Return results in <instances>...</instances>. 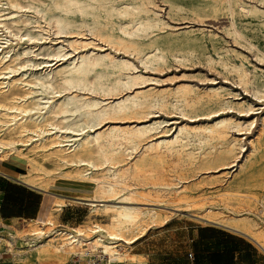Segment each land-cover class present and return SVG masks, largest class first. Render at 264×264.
Instances as JSON below:
<instances>
[{
    "label": "bare ground",
    "instance_id": "1",
    "mask_svg": "<svg viewBox=\"0 0 264 264\" xmlns=\"http://www.w3.org/2000/svg\"><path fill=\"white\" fill-rule=\"evenodd\" d=\"M19 1L0 0V157L23 155L40 172L36 155L68 166L59 173L87 182L92 193L85 198L58 194L57 210L70 200L110 217L108 224L92 223L85 230L53 227L52 219L30 220L27 233L0 235L12 264H55L71 255L89 257L98 248L124 264L126 253L116 247L132 244L160 215L133 204L155 205L162 201L151 197L162 193L170 202L188 201L205 181L211 184L241 170L252 153L264 156V111L250 117L258 109L251 101L221 83L210 84L214 78L205 77L209 85L199 87L191 82L158 86L174 77H151L149 71H162L168 56L152 37L156 31H176L155 0ZM223 1L230 17L219 29L246 50L255 48V59L264 63V51L233 21L234 7L264 17V0ZM27 12L31 18H22ZM21 26L35 33L21 31ZM46 40L50 50H34ZM169 55L177 62L186 60L177 52ZM207 62L218 63L232 74L233 84L264 100L263 67L252 64L251 71L229 56H208ZM251 72H260L262 82L253 80ZM57 95L64 99H55ZM169 107L183 119L170 122L156 115ZM232 110L240 116L230 114ZM168 156L175 158L173 166L166 163ZM193 170L207 174L205 179L196 181L184 173ZM18 179L45 189L26 174ZM198 218L246 235L264 251V229L255 228L246 216L207 213ZM39 224L51 227L45 231ZM129 261L144 264L138 254L129 255Z\"/></svg>",
    "mask_w": 264,
    "mask_h": 264
},
{
    "label": "rangeland",
    "instance_id": "2",
    "mask_svg": "<svg viewBox=\"0 0 264 264\" xmlns=\"http://www.w3.org/2000/svg\"><path fill=\"white\" fill-rule=\"evenodd\" d=\"M5 1L6 0H1V3H4ZM26 1L20 0L19 2H23V4H25ZM44 1H46L45 3L49 2L48 0ZM155 1L159 6H161V14L164 19L176 29V31L169 35L167 34L168 29L167 32L166 30L156 31V35L151 39L158 42L159 47L168 52L166 62L162 65L163 70L161 69L162 71L160 72L149 71L151 73V77H174L175 79H173V82L165 81L157 83L158 86L191 82L197 84L199 87H205L209 85L210 81H205L203 79L205 77L214 78L215 81L210 84L221 83L223 87H227L239 94V98L242 97L245 100L251 101L258 109L248 115L250 117L260 116V114L264 111V100L256 99L251 96V94L245 92L237 84H233L232 74L228 73L218 63L207 62L208 56L214 60H217L219 56L225 60L226 57L229 56L235 63H239V60H241L251 71L252 64L264 68V63H260L253 55L255 48H252L251 51L246 50L245 47L235 42L231 37L226 36L222 30L219 29L230 17V12L227 9L225 2L223 0ZM4 6L5 5L3 4L2 7ZM223 7L225 8L223 9ZM4 10L7 11L9 9ZM221 14L222 16H220ZM195 15H198L197 18ZM22 18H31V14L27 12L25 13V16H22ZM194 19L202 21L197 20L195 23ZM233 21L242 33L245 34L259 50L264 51L263 16L260 14L245 12L238 7H234ZM13 29L16 30L15 27H13ZM26 30H29L31 33H35L31 31V28L28 26H23L21 28V31ZM207 30L209 32H207ZM166 40H169V43H166ZM49 46L50 43L46 40L45 43H41L36 46L34 50L37 52H44L51 49ZM225 49L229 50L228 54H225ZM20 50L21 47H18L15 49V52ZM170 52L182 54L186 57V60L177 62L169 55ZM217 52L221 54L218 55ZM250 76L258 84L262 82L260 72H251ZM154 85H156V83H154ZM54 98L59 101L64 99V97H58V95ZM233 101H235V99H233ZM210 107H213V105ZM204 110L205 109H200V112ZM229 113L236 117L240 116L237 112H235V110H232ZM156 115L160 118L168 119L170 122L174 120L179 122L183 119L178 113H176V110L171 107L157 112ZM248 115L245 116L249 117ZM5 154H8V152H5ZM2 155L4 156V154ZM8 157L13 161H19L22 164L21 172L36 182L41 181V183L45 185V190L51 195L48 196L49 205L46 206V209L43 210L41 216L39 217V223L41 220L47 222L52 219L51 222L55 224H53V227L61 229L82 228L84 230L87 226H91L92 223H98L100 225L108 224L110 216H107V213L103 210L90 212V206L70 200L63 201L64 203H62L61 209L62 214L59 219L61 210H57L56 206H54L56 195L59 194L69 197L85 198L92 193V189L87 182L74 180L73 178L70 179L69 177L59 173V170H68V166L58 167L53 160L36 155L34 156L35 165H40L43 168V171L40 172L34 170L32 168L33 166L29 164L27 158L20 154L17 155L12 153L9 154V156L7 155L6 158L0 157V163L1 161L3 162V160L5 162ZM261 157V152L252 153L242 169L238 172L229 173L227 177H221L220 180L211 184L205 181L206 185L203 183V185L199 186L200 190H193L191 192V197L188 198V201L170 202L169 200L171 198L168 195H165V193H162L163 195L161 194L159 198L151 197L153 200L162 201L155 202L157 203L155 205L133 204L140 207L154 208L160 215L159 220H157L155 224L148 225L144 233L142 235L138 234V238L132 244L128 246L119 245L116 247L120 253L124 251L126 253V256L123 258L126 259V263L124 264H134L129 263V255L131 254L141 255V259L144 264H189L190 258L187 256L186 249L189 244V239L191 238L192 230L200 225L205 226L213 224L212 222L204 221L198 218V216H203L207 213L223 218H230L236 215L239 217L246 216L249 221L255 224V228L264 229V156L262 158ZM167 159L166 163H168L169 166H173L175 158L173 156H168ZM223 171L224 170H222V172ZM184 173H187L188 176H192V178H195L196 181L205 179L204 177L207 175L202 171L196 170L184 171ZM216 174L217 173H211L210 176ZM128 182L129 184H133L135 181L128 180ZM209 208L212 210L211 212H207ZM63 219L68 221L65 223L63 222ZM30 225L31 222L29 221L14 220L10 224V230L11 232L16 233L17 236H20V234L23 235L28 232ZM39 225H41L43 230L46 227L47 230L48 227H51L50 225L48 226V224L45 226H42V224ZM46 229L45 231H47ZM228 230L231 229L228 228ZM6 232L7 231H0V234H3L4 238H9L11 235ZM234 232H236V235H239L244 240L252 243L261 255H264V251L252 239L237 231ZM43 239H45L44 236L40 238V240ZM4 244H0V251H5L7 254L0 255V264H12V253L8 252V248ZM94 253H92L89 257L84 256L82 258L73 257V255H71L69 257H65L63 260H55V264H88L90 257H92V260L94 261L101 259L102 262L110 260L109 264H122L118 263L113 258H109L108 255L102 252L101 248H98ZM249 259V255L244 256V261H249Z\"/></svg>",
    "mask_w": 264,
    "mask_h": 264
},
{
    "label": "crops",
    "instance_id": "3",
    "mask_svg": "<svg viewBox=\"0 0 264 264\" xmlns=\"http://www.w3.org/2000/svg\"><path fill=\"white\" fill-rule=\"evenodd\" d=\"M21 170L22 164L9 157L5 162L3 160L0 163V231L2 232L10 233V224L14 220L30 221L39 218L49 205L50 193L20 181L18 176L23 174ZM61 214L62 210L59 219ZM67 221L63 219V222ZM217 230L225 234H220ZM236 234L233 230L215 223L197 226L192 230L186 249L187 256L191 253L189 264H264V255H261L252 243ZM6 254L7 252L0 251V255ZM245 255L250 256L249 261H244Z\"/></svg>",
    "mask_w": 264,
    "mask_h": 264
},
{
    "label": "built area",
    "instance_id": "4",
    "mask_svg": "<svg viewBox=\"0 0 264 264\" xmlns=\"http://www.w3.org/2000/svg\"><path fill=\"white\" fill-rule=\"evenodd\" d=\"M188 257H191V253H188ZM109 263H110L109 260H105L104 262H102L101 259L94 261L92 260V257H90V262H88V264H109Z\"/></svg>",
    "mask_w": 264,
    "mask_h": 264
},
{
    "label": "trees",
    "instance_id": "5",
    "mask_svg": "<svg viewBox=\"0 0 264 264\" xmlns=\"http://www.w3.org/2000/svg\"><path fill=\"white\" fill-rule=\"evenodd\" d=\"M220 234H225L224 232L220 231V230H217Z\"/></svg>",
    "mask_w": 264,
    "mask_h": 264
}]
</instances>
